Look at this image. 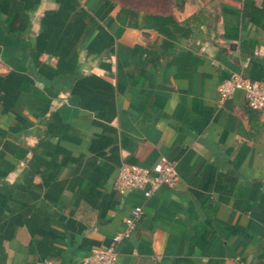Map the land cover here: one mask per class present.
<instances>
[{
    "label": "crops",
    "instance_id": "1",
    "mask_svg": "<svg viewBox=\"0 0 264 264\" xmlns=\"http://www.w3.org/2000/svg\"><path fill=\"white\" fill-rule=\"evenodd\" d=\"M175 25L179 27L176 28ZM264 0H0V264H264ZM175 164L152 196L123 163Z\"/></svg>",
    "mask_w": 264,
    "mask_h": 264
},
{
    "label": "built area",
    "instance_id": "2",
    "mask_svg": "<svg viewBox=\"0 0 264 264\" xmlns=\"http://www.w3.org/2000/svg\"><path fill=\"white\" fill-rule=\"evenodd\" d=\"M220 101L228 99L236 90L244 92L246 105L253 110L264 112V85L256 80L245 79L237 73L223 79L217 87ZM177 179L175 164L164 158L150 166L123 163L115 180L116 189L141 190L144 197L152 196L161 187H174ZM143 209L135 206L124 218L121 229L115 232L107 245L84 259L83 264H115L117 245L129 238L141 218Z\"/></svg>",
    "mask_w": 264,
    "mask_h": 264
},
{
    "label": "trees",
    "instance_id": "3",
    "mask_svg": "<svg viewBox=\"0 0 264 264\" xmlns=\"http://www.w3.org/2000/svg\"><path fill=\"white\" fill-rule=\"evenodd\" d=\"M122 6L134 9H145L153 13H164L168 9L169 0H114ZM178 28V25H175Z\"/></svg>",
    "mask_w": 264,
    "mask_h": 264
}]
</instances>
